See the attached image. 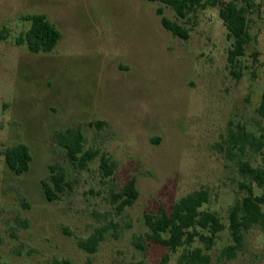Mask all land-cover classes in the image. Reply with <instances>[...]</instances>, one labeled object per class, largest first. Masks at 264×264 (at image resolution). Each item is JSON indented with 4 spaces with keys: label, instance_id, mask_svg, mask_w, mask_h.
<instances>
[{
    "label": "rangeland",
    "instance_id": "rangeland-1",
    "mask_svg": "<svg viewBox=\"0 0 264 264\" xmlns=\"http://www.w3.org/2000/svg\"><path fill=\"white\" fill-rule=\"evenodd\" d=\"M254 3L252 41L233 67L234 40L219 6L181 20L145 0H0L2 264H181L186 249L171 252L150 242L145 215L201 190L210 194L202 210L217 213L225 225L207 251L211 264H264L258 227L245 233L235 259H221L233 244L231 209L248 195L246 187L264 195V186L239 171L242 162L264 170V151L233 145L245 134L264 135V0ZM159 9L189 30L188 41L162 26ZM32 15H45L61 32L52 53L32 54L19 44ZM69 129L82 131L86 151L99 152L85 169L72 165L57 144V133ZM19 144L32 155L23 176L4 157ZM104 155L117 165L107 179L100 169ZM50 167L67 176L53 202L42 185ZM132 179L139 198L119 212L112 196ZM99 231L97 253L80 249V241ZM198 247L205 249L199 241L188 249Z\"/></svg>",
    "mask_w": 264,
    "mask_h": 264
},
{
    "label": "trees",
    "instance_id": "trees-1",
    "mask_svg": "<svg viewBox=\"0 0 264 264\" xmlns=\"http://www.w3.org/2000/svg\"><path fill=\"white\" fill-rule=\"evenodd\" d=\"M149 3H160L171 8L179 19L187 20L199 9L206 6L220 7V18L224 22L228 37L234 40L233 49L229 52V63L237 66L239 59L246 55L247 46L252 37L249 31L248 16L254 11V0H145ZM162 26L172 33L174 37L188 41L189 30L177 22L164 16V11L159 9ZM31 24L28 32L19 39V44H25L32 54H49L55 51L62 40L61 32L45 15H32L24 19ZM260 115L264 118V99L259 108ZM98 125H101L98 123ZM251 138V140L249 139ZM59 147L63 148L72 165L85 169L91 162L99 157L98 151L85 150L86 138L80 129H69L59 132L56 136ZM241 143V149L251 146L255 151H264V135L259 139L252 134L243 135L235 139L233 145ZM8 168L16 175L23 176L30 170L32 155L24 144L7 149L4 153ZM100 169L103 178H110L115 174L117 165L108 156L101 158ZM241 175L264 186V170L255 169L249 163L242 162L239 167ZM49 182H42L45 196L48 201L58 199V194L64 192L67 184L65 171L57 167H50ZM248 195L237 203L230 212L229 231L233 244L222 251L221 259L233 260L244 248L245 233L258 227L264 232V195L256 196L252 187H246ZM113 203L117 210L123 212L132 207L139 198L136 180L132 179L120 192L113 194ZM210 201V194L206 190L196 191L180 199L172 209L161 208L156 214L145 215V225L148 228V240L161 245L171 252L181 248L183 254L181 264H211L212 257L207 251L212 250L220 233L225 230V225L215 212L203 211V207ZM206 233V234H205ZM103 240L99 231L86 241H80L79 247L89 254L98 252ZM196 241L201 242L205 249L192 247ZM141 248V247H140ZM167 259V258H166ZM0 264L1 259H0ZM53 264H62L54 262ZM63 264H69L68 262Z\"/></svg>",
    "mask_w": 264,
    "mask_h": 264
}]
</instances>
